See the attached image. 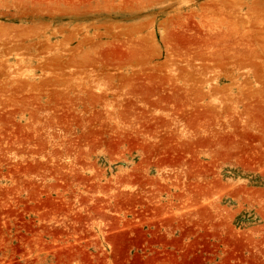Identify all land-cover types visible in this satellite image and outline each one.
I'll list each match as a JSON object with an SVG mask.
<instances>
[{"label":"rangeland","instance_id":"rangeland-1","mask_svg":"<svg viewBox=\"0 0 264 264\" xmlns=\"http://www.w3.org/2000/svg\"><path fill=\"white\" fill-rule=\"evenodd\" d=\"M0 264H264V0H0Z\"/></svg>","mask_w":264,"mask_h":264}]
</instances>
